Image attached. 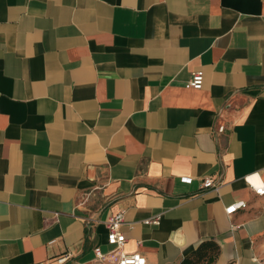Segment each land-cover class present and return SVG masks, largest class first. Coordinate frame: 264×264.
Instances as JSON below:
<instances>
[{"label": "crops", "instance_id": "crops-1", "mask_svg": "<svg viewBox=\"0 0 264 264\" xmlns=\"http://www.w3.org/2000/svg\"><path fill=\"white\" fill-rule=\"evenodd\" d=\"M254 174L264 0H0V264H109L119 212L146 264H264Z\"/></svg>", "mask_w": 264, "mask_h": 264}, {"label": "built area", "instance_id": "built-area-1", "mask_svg": "<svg viewBox=\"0 0 264 264\" xmlns=\"http://www.w3.org/2000/svg\"><path fill=\"white\" fill-rule=\"evenodd\" d=\"M203 84V74L202 72H194L191 74L188 82L185 84V88L200 90ZM255 176V177H254ZM247 185L252 189V191L257 196L264 195V183L259 179V177L254 174L247 176L245 179ZM184 182H189V178H183ZM202 188H215L214 182L211 178L204 180ZM245 203L239 202L237 204H232L228 208H225V214L231 215L237 210L244 208ZM148 225H157L159 223V218L154 217L143 222ZM123 224V212H119L114 216H111L106 222L107 236L106 242L112 247L109 252H102L100 248L95 247L93 250L95 260L100 263L107 262L109 264H146V260L143 256L138 253L127 254L123 252V247L125 245L126 239L122 233L119 231V227ZM64 259H59L58 263H62Z\"/></svg>", "mask_w": 264, "mask_h": 264}, {"label": "trees", "instance_id": "trees-1", "mask_svg": "<svg viewBox=\"0 0 264 264\" xmlns=\"http://www.w3.org/2000/svg\"><path fill=\"white\" fill-rule=\"evenodd\" d=\"M218 254V247L213 243H202L197 249L184 257L180 264H212Z\"/></svg>", "mask_w": 264, "mask_h": 264}, {"label": "rangeland", "instance_id": "rangeland-1", "mask_svg": "<svg viewBox=\"0 0 264 264\" xmlns=\"http://www.w3.org/2000/svg\"><path fill=\"white\" fill-rule=\"evenodd\" d=\"M257 250L258 255L261 260L264 262V235L257 241Z\"/></svg>", "mask_w": 264, "mask_h": 264}]
</instances>
